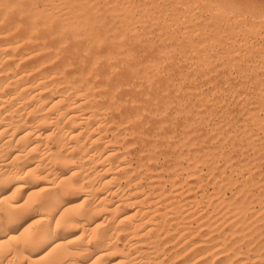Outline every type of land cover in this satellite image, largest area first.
Returning a JSON list of instances; mask_svg holds the SVG:
<instances>
[{"label": "bare ground", "instance_id": "obj_1", "mask_svg": "<svg viewBox=\"0 0 264 264\" xmlns=\"http://www.w3.org/2000/svg\"><path fill=\"white\" fill-rule=\"evenodd\" d=\"M165 1H168L167 5H169V8H171L172 14L169 17H167L164 14V11L159 10L160 5H163ZM211 3H212V0H0V183L6 181L9 178L15 177L22 170H27L28 168L39 169L42 171L46 170L47 172L51 173V175L54 179L55 178L63 179L65 174L67 176L71 177L72 172L76 171L77 172L76 179L79 180L80 185L85 189V192H83L82 195L90 196L92 198V200L95 202V208L93 209L94 215H90L88 218L89 227L94 226L92 221H95V219L98 218L97 215L100 214V212H103L101 220L99 218V220L95 221V223H101L103 221H106L107 224H110V227L112 228L111 231L116 232V234L114 233L116 236L118 233L123 234L121 236L124 237V242L121 246L111 244V249L113 251H115L117 255L113 256V257H109L108 259L115 261L117 258H119V259L125 260L126 264H141V262H140L141 256L139 257V254L143 253V252L147 253L148 248H144V247H142V245L144 242H147L150 238H152L151 236L153 234L150 235V233L153 230H155V231H157V233H161L164 238H167L169 236V234H170L169 228L166 230L163 229L159 225V220L165 219V217L167 218L168 211L169 210L170 211L175 210L176 206L172 203L173 201L172 202L170 201V199L167 201L164 200L162 203H159L158 200L155 199L157 197H155L153 199V202H152L151 201L152 199L148 200L146 198L145 193L141 194L140 192H138L140 190V187H138V185H136V184H137L138 179H140V178H138L139 176L138 177H136V176L131 177V173L133 170L130 169L131 166H128L129 164L127 165L125 161H123V162L121 161V159L123 158L122 157L123 154H121L120 149L123 150V148L124 149L126 147L128 148V145H131L130 143L127 142V139L125 140V135L128 132L131 135L135 134L137 136L136 141L140 142L141 144L143 143V145H144V143H150V139L153 138V136L160 137V138H162V140L169 141L170 139H173L174 133H172V131H170V130L169 131L165 130V129H167V125L170 124V123L167 124L166 123L167 119H165L168 114H170L172 112L186 113L189 116V117L188 116L187 117H188V120L190 121L191 119H193V118L189 119L191 116L190 114L198 113V107L197 108L194 107L195 108L194 110L191 109L192 106L187 107L188 103L191 102L189 99L190 96H193L196 93V88L193 86V84L190 85L191 83H189V85L187 84L188 86H185L186 83L182 85L180 82H176V80L172 78V76L176 73L175 71H174L175 73L172 74V76L170 75L167 79H163V78H166V76L161 79L162 76H160V75H159V77H160L159 78L158 73L160 71V68H162L163 71L166 68L169 69L168 71H170V70L172 71L173 66L175 65L176 62H178V61L174 60V55L176 53H180L179 57H180L181 61H183L184 58H189L190 56H193V53L198 54V56L200 55L199 58L201 60H204L203 59V53H205V50H204L205 45L206 44H213L215 41H217L220 38V34H222V32H224V29L222 27H221V29H223V30H218L217 27H215L216 26L215 20H224V18L226 17L225 14L219 13L216 9L211 8L209 6ZM198 4H204L202 9H205L209 13V17H207L208 19H206V21L203 24L197 25L195 23L196 25H193L191 23L192 25L186 26L184 31L182 29H181L182 31L179 29L178 31L182 32L181 38L173 37L172 35H165V31H167L165 29L173 26L180 18V16H179L180 14L178 13V11H179L178 6L182 5L184 7V12L188 16V19L189 18L194 19V17L196 16L195 15V9L199 8ZM193 5L195 6L194 8H192ZM206 15H208V14H206ZM185 17H184V19H185ZM233 19H235V18H233ZM181 20H182V18H181ZM227 22H225V23H227ZM247 22H249V21H247ZM187 23H188V21L185 22V24H187ZM232 23H234V22L231 21V24ZM185 24H184V26H185ZM175 25L173 27H175ZM227 25H228V23H227ZM252 27H254V26H251V28ZM257 27H258V25L256 26V28ZM181 28H182V26H181ZM169 29H171V28H169ZM173 29H176V28H173ZM227 30H229V29H227ZM227 32H229V31H227ZM168 33H170V32H168ZM205 34H209V35L207 36ZM151 35L153 36V38L148 39V37ZM194 35L199 37L198 40L193 39L192 36H194ZM263 35H264V31H263ZM179 36H180V34H179ZM245 36H246V34L244 35V37ZM255 37H256V35H255ZM257 37H258V35H257ZM260 37H262V36H260ZM255 40H254V43H255ZM260 40H262V39H260ZM228 41H230V40H228ZM237 42H235V46H236V44L238 45L239 42L238 43ZM246 42H247V39H246ZM252 43H253V41H252ZM225 44H226V42H225ZM230 44H232V42ZM244 44H245V42H244ZM259 45H261V44L259 43ZM256 47H258V44H256ZM245 48H246V46H245ZM98 50H104L106 54L110 52L111 53V63H109V61L107 59L101 58L99 60V66L94 69L92 67V64L96 63V60H97L96 53ZM254 50H255V47H254ZM261 50L264 51V49H261ZM247 51H246V53H247ZM209 52H211V51H209ZM237 52L238 51H236L235 53H237ZM240 52H239V54H240ZM252 52H254V51L252 50ZM246 53L244 52V55H246ZM241 54H243V53H241ZM206 56H207V54H206ZM220 56H222V55H220ZM129 57H132V59L130 60ZM214 57H216V56H214ZM175 58H176V56H175ZM247 58H249V57H247ZM255 59L257 60L258 57ZM259 59L263 60L261 57H259ZM217 60H220V59H217ZM193 61H195V60H193ZM251 62H253V61L251 60ZM203 63H204V61H203ZM221 63H222V61H221ZM199 64L200 63H198V65ZM225 64H226V62H225ZM228 64L232 65L233 62L231 61V63H228ZM258 64H259V62H258ZM245 65L247 66V64H245ZM180 66H182V65H180ZM200 66H202V65H200ZM227 67L230 68V66H227ZM253 67H254V65H253ZM260 67H259V69H260ZM113 68H119L122 71L128 72L127 78L124 79L122 82L117 83L115 80V77L119 76V73L118 72L113 73L112 72ZM188 68H189V66H188ZM229 68H228V70H229ZM233 68H235V67H233ZM195 69H196V71L198 70V68H195ZM202 69H204V68H202ZM220 69L221 68L219 67V70ZM261 69L263 70V66ZM211 70H212V68H211ZM215 70L216 69L214 68V71ZM225 70H226V68H225ZM256 70H257V68H256ZM181 71H183V70H181ZM183 72H185V71H183ZM207 72H208V70L206 71V73ZM235 72H237V71H235ZM177 73H179V72H177ZM190 73H192V72H190ZM253 73L257 74L256 71H254ZM197 74L198 73H196V75ZM260 74L264 75L262 73H260ZM109 75L113 76V79L110 80ZM213 75H217V74H213ZM192 76H193V74H192ZM198 76L199 75H197V77ZM215 77H218V76H215ZM215 77H214V79H215ZM246 77H248V74ZM251 77H252V75H251ZM180 78L182 79L183 77L181 76ZM209 78H208V80H209ZM249 79H251V78H249ZM202 81H204V80H202ZM221 81L223 83L225 82L223 80H221ZM242 81H245V79ZM215 82L217 83V81H215ZM234 82L235 81H233V82L231 81V83H234ZM192 83H195V82H192ZM231 83H229V84H231ZM113 84H117V86L120 87L121 90L119 92H117L115 90V88L112 87ZM204 84H206V83H204ZM253 85H255V84H253ZM260 85L263 86V88H262V90H263L264 89V83L262 82ZM220 86L221 85H219V87ZM212 87H214V86H212ZM230 87H229V89H230ZM225 90H227V88ZM244 90H245V88H244ZM248 90L250 91V89H248ZM200 93H202V92H200ZM212 94H213L212 98H214V93H212ZM259 95L264 97V95L261 93V90L257 96H259ZM199 96H200V94H199ZM231 96H232V94H231ZM222 97L223 96H221V98ZM195 98H197V97L195 96ZM222 99H224V98H222ZM229 99H231V97H229ZM237 99H238V97H237ZM204 100H206V99H203V102H204ZM218 100L220 101V99H218ZM246 100H247V98H246ZM235 101H236V99H235ZM239 102H240V100H239ZM251 102H253V101H251ZM256 102H258V101H256ZM194 103H196V102H194ZM212 104H210V105H212ZM221 104H219V105H221ZM225 104H226V100H225ZM235 104H236V102H235ZM200 107H201V105H200ZM248 107H249V105H248ZM214 108H216V107H213V108L211 107V109H213V110H214ZM226 109H227V107H226ZM113 111L117 115L114 117L111 114L112 117H107L108 113L113 112ZM205 111H204V113H205ZM215 111H218V110H215ZM210 112H211V110H210ZM240 112H242V111H240ZM240 112L237 113V115H239ZM249 112L251 113V111H248V113ZM256 112H257V110H256ZM156 115H159V117L161 119L158 120L159 121L158 124L156 122V125H154L152 122H154L155 119L157 121ZM222 115H224V114H222ZM254 115H255V113H254ZM180 116H181V114H180ZM226 116H227V113H226ZM226 116H224V117H226ZM230 116H231V114H230ZM197 117L199 118V116H197ZM217 117H219V116H217ZM247 117H245V118H247ZM147 118H149V119L145 122V119H147ZM202 118H204V117H202ZM153 119H154V121H153ZM168 119H169V117H168ZM237 119H239V118H237ZM247 119H250V118H247ZM143 121H144L143 128L131 129L130 127H128L132 123L139 124L140 122H143ZM191 121H193V120H191ZM196 121L197 120L195 119V122ZM208 121H209V119H208ZM198 122L201 123V121H198ZM216 122H219V120H217ZM260 122L262 123V121H256V120L254 121L255 125H261ZM178 123L180 124V122H178ZM178 123H176V124H178ZM228 123H227V125H228ZM47 125L50 127H48V128L45 127ZM212 125H214V124H212ZM238 125L239 124H237V126ZM139 126H140V124H139ZM177 126H181V125H177ZM191 126H192V122L186 126L187 129H185L183 131V138H184V140H187L189 142V144H190L189 146H192L193 149H196L197 146H195V144L197 145V142L195 143L194 139L198 136V134L196 135L195 129H194L195 131L191 130V128H192ZM205 126H206V124H205ZM221 126L224 127V125H221ZM136 127H138V126H136ZM177 128H179V127H177ZM203 128H205V127H203ZM228 128H230V127H228ZM246 128L248 129L247 125H246ZM255 128H257V126ZM183 129H181V130H183ZM196 129H198V128L196 127ZM171 130H173V129H171ZM174 130H176V129H174ZM207 131H209V130H207ZM177 132H180V131H177ZM222 132H224V131H222ZM200 133H201V131H200ZM219 133H221V132H219ZM210 134H211V132H210ZM225 134H226V132H225ZM246 134H248V133H246ZM257 135L258 134L254 135L255 137L251 136V138H256ZM261 135H262V133H261ZM261 135L259 137H261ZM176 136H178V134ZM230 136H231V134H230ZM127 137H129V136H127ZM242 137H243V135H242ZM157 139H159V138H157ZM206 139L207 138H205V140ZM50 140H52L53 146H49L48 143ZM217 140H218V138H217ZM223 140H220V141H223ZM240 140L242 141V139H240ZM249 140L247 142L248 144H249ZM175 142H176V139H175ZM221 143H223V142H221ZM111 144L118 145V147L116 146L117 148H115ZM160 144H162V143H160ZM174 144H177V143H174ZM174 144L172 143L173 146H175ZM208 144L211 145L209 143V140H208ZM208 144H205L204 146H207ZM227 144H229V143L227 142ZM261 144L264 145V143H261ZM185 145H186V143H185ZM242 145H240V146H242ZM151 146H153V145H151ZM200 146L201 145H199V147ZM135 147H136V145H135ZM142 148H143V146H142ZM242 148H244V147H242ZM251 148H253V147H251ZM135 149H137V148H135ZM138 149L140 150V148H138ZM158 149L160 150V148H158ZM186 149H187V147H186ZM186 149H185V151H187ZM249 149L250 148H248V150ZM132 150L133 149H131V151ZM202 150L203 149H201V152H202ZM219 151H220V149H219ZM235 151L236 150H234V152ZM257 151H259V150H257ZM262 151H261V153L263 154L264 151L263 152ZM148 152L149 151H147L146 153H148ZM209 152L212 153L211 151H209ZM250 152H248V154ZM137 153H138V151H137ZM159 153H161V152H159ZM166 153H167V151H166ZM239 153L237 155H239ZM261 153H260V155H261ZM134 154H136V153H134ZM204 154L205 153H203V155ZM218 154H219V152H218ZM254 154H256L255 151H254ZM31 155H34L33 160L31 159L32 162L29 161V156H31ZM213 155H214V153H213ZM137 156H138V154H137ZM197 156H199V154ZM221 156H224V155H221ZM177 157H178V155H177ZM200 157H201V155H200ZM254 157H257V156H254ZM254 157H253V159H255ZM145 158H146V160L147 159L150 160L149 154L146 155ZM145 158L143 156V159H145ZM168 158H170V156ZM172 158H175V157H172ZM153 159H154V157H153ZM111 160L115 161L113 163L114 167H111ZM125 160H126V158H125ZM166 160H168V159H166ZM188 160L191 161V163L189 165H187L188 166V171H186L187 175L189 177H193V180L194 179L199 180L198 171H200L201 169L196 171V168H195V165H196L195 163H197L198 159L197 158H189ZM215 160H216V157H215ZM248 160H250V159H248ZM129 161H130V159H129ZM133 161H135V160H133ZM176 161H174V162H176ZM184 161H186V160H184ZM207 163H209V160ZM221 163H222V161H221ZM252 163H253V161L249 164H252ZM98 164H99V166H98ZM151 164L152 163H150V165ZM161 164H159V166ZM164 164H165V162H164ZM226 164L227 163H225V165ZM259 164H260V162H259ZM238 165H237V167H238ZM244 165H246V164H244ZM200 166H202V164ZM218 166H220V165H217V167ZM247 166H249V165H247ZM172 167H173V169L176 168L175 166H172ZM207 167H209V166H207ZM145 168H147V167H145ZM234 168H236V167H234ZM244 168H245V170H247L246 166ZM254 168L257 169V167H254ZM259 168H258V171H259ZM221 169H220V171H221ZM226 169H227V167H226ZM240 169H242V168H239V170ZM115 170L122 172V173H120V172L119 173L123 175L122 179L125 180V185H130V184L133 185L132 186L133 188L129 189V193L132 194V197L124 195V194H126L125 192L127 190L125 192L120 190L121 191L120 192L119 188L115 189L114 187L111 186V180L116 176L111 171H115ZM170 170H171V168H170ZM108 172H111L112 174H109ZM154 172H156V171L154 170ZM250 172H251V170L249 169V173ZM145 173H146V171H145ZM172 173H173V171H172ZM229 173H230V170H229ZM254 173L252 172V174H254ZM120 174H118V175L120 176ZM135 174L138 175V173H134V175ZM184 175L186 176V174H184ZM209 175L210 174H208V177H209ZM218 175H219V172H218ZM173 176H172V178H173ZM229 176H231V175L229 174ZM244 176H246V175H244ZM258 176L259 175H257V177ZM174 177H176V176H174ZM208 177H206V179H209ZM221 177H223V175ZM260 177H263L262 174ZM145 179H146V177H145ZM153 179H155V178H153ZM211 179H212V177H211ZM214 179L216 180L217 176H216V178L213 177L212 180H214ZM244 179H246V177L243 178L242 180L244 181ZM202 181H205V179ZM224 181H223V183H224ZM231 181H232V179H231ZM145 182H147V181H145ZM155 182H157V181H155ZM162 182H164V181H162ZM181 182H176L174 180L171 181L169 189H170V192L172 193V195L174 194L176 196L178 193L180 194L182 192V188L180 186ZM239 182H241V181H239ZM198 183H201V182H198ZM198 183H196V185ZM219 183H221V182H219ZM242 183H244V182H242ZM185 184H187V183H185ZM210 184H211V182L209 183V186H210ZM163 185L164 184H162V186ZM190 185H191V183H190ZM118 186H119V184L116 185V187H118ZM154 186H157V189L160 190L159 184L154 185ZM182 186H184V185H182ZM260 186H262V185H260ZM126 187L127 186H125V189H126ZM99 188L100 189L102 188L104 190L103 193L97 192V189H99ZM150 188H153V187H149V189ZM239 188H241V187H239ZM245 188H247V187H245ZM122 189L124 190V188H122ZM204 189H205V186H204L203 190ZM25 190H27V189H25ZM159 190H157V191H159ZM193 190H189V191L193 192ZM0 191H3V188H0ZM196 192H198V191L196 190ZM217 192L218 191H216V196L219 195ZM235 192H236V190H235ZM199 193H197V194H199ZM201 193H202V191H201ZM164 194H165V192H164ZM220 195H223V194H220ZM179 196H182V194ZM190 196H191V194H190ZM166 197H167V194H166ZM166 197H164V198H166ZM188 197H189V195H188ZM197 197H193L194 200ZM204 197H206V195ZM229 197H231V196L229 195ZM213 198L214 197H212V199ZM250 198H251V196H250ZM219 199L221 200V198H219ZM246 199L243 198L241 200V202L234 203L232 205L233 206V212L237 213V214H235L236 215L235 217H237V216L239 217L241 213L246 212L248 210H253L251 208V206L249 205V203L246 202ZM185 200H187V199H185ZM188 200H191V199H188ZM197 200H198V198H197ZM160 201H161V199H160ZM191 201L189 203L190 206H194L193 202H191ZM144 202L145 203L147 202V204H149V205L144 206L143 205ZM216 202H218V198H217ZM209 203L211 204L212 201H209ZM257 203H259V202H257ZM151 204H153V206H151ZM184 204H185V202H184ZM219 204H220V201H219ZM131 205L134 206V207L132 206V208H134V209L132 210L133 212L131 211L132 212L131 214H130V212L128 214V210L131 208ZM195 205H196V203H195ZM205 205H206V203H205ZM129 206H130V208H129ZM229 206H231V204H229ZM205 208H206V206L204 207V209ZM221 208H223V207H221ZM96 209H99L100 211L98 213H96ZM180 209H181V207H180ZM261 210H262V208H261ZM176 211H177V209H176ZM188 211H190V210H188ZM198 211H201L200 208L198 209ZM212 213H214V212H212ZM231 213L232 212H230V214ZM171 214H173V213H171ZM208 214H206L205 216L207 217ZM220 214L221 213H219V215ZM260 214H258V215L260 216ZM197 215H199V214H197ZM219 215H216V217H218ZM191 216L188 217V219L191 218ZM253 216L255 217V215H253ZM100 217H101V215H100ZM207 218H209V217H207ZM233 218H231V219H233ZM188 219H187V221L190 220V219L189 220ZM217 219H220V218H217ZM239 219H240V217H239ZM167 220H169V219H166V221ZM172 221L175 222L174 220H172ZM184 221H186V220H184ZM235 221H237V220H235ZM247 221H245V222H247ZM197 222H199V221H197ZM197 222H195V223H197ZM177 223H179V222H177ZM226 223H227V221L225 222V224ZM202 224H205V223H202ZM236 224L241 225V224H243V222L239 221ZM236 224L233 227H230V229L228 228L231 235H234V234L237 235L239 233L238 231H242V230H240L241 228L239 229L236 226ZM215 225L216 224H213L212 226H215ZM223 225H221L220 227H222ZM246 225H249V224H246ZM251 225H253V224H251ZM195 226H196V224H195ZM206 226L211 227L210 224H207ZM245 226H243V227L245 228ZM203 227H201V228H203ZM185 228L182 227V229H180V231H179L180 233H182L183 231H186V233H184V234L182 233L183 235H185V237H183L184 240L188 239L187 238L188 235H194V233L191 234L194 230L188 231ZM201 228H199V229H201ZM217 231H221V230L218 229ZM197 232H198V230H197ZM201 234H203V233H201ZM243 234H244V232H243ZM115 235H113V236H115ZM221 235H222V232H221ZM110 236H111V234L106 235V239L111 240ZM207 236H208V234H207ZM222 236H224V235H222ZM155 237H157V236H155ZM206 238H208V237H206ZM228 238H229V236H228ZM224 239H222V237H220V236H217L215 242H213L211 244L209 243V244L203 245V247H199L196 250L193 249L194 252H196V253H194V255H192L189 260L194 259V260L199 261V264H203V260H200L201 256H203L205 259H207L209 261L215 259V257L217 258L218 255H220V256L225 255L226 256L225 259H232L233 257L236 258V256H239V255H237V252H235L233 249H232L233 250L232 254L227 255L229 253V249L231 247L229 249H223L222 246H223V244H225V243H223ZM150 240H151V244L155 243L154 241H152V239H150ZM261 240H263V239H261ZM112 241H113V239H112ZM191 241H193V240H191ZM199 242H201V241H199ZM197 243L196 244H193V243L189 244V245H187V247L185 246L182 251H184L186 253L188 251V249L190 250L191 248L195 247V245L203 244L204 242L198 243V244ZM232 243H234V242H232ZM257 243H255V244H257ZM171 244H173V243H171ZM181 244H182V242L179 243L178 245L177 244L176 245L179 247ZM169 245H170V243H169ZM169 245H168V247H169ZM226 245L228 247V244H226ZM161 247H163V246H161ZM126 248H128L127 249L128 252H126ZM129 248H131L133 250V252L130 253ZM151 248L157 249L156 246H153ZM173 250L174 249H172V251ZM151 251H152V249H151ZM166 251H167V249H166ZM182 251H180V252H182ZM246 252H248V251H246ZM149 253H150V251H149ZM209 253H210V255H209ZM254 254H256V253H254ZM151 255H153V254H151ZM189 255H191V254H189ZM168 256H170V255H168ZM187 256L188 255H186V257ZM241 256H243V255H241ZM177 257L179 259L180 256H177ZM177 257H176V259H177ZM186 257H184V258H186ZM142 258H143L142 260H144V259L145 260H148V259L153 260L155 262V264H165L163 259H160L161 257L160 258L157 257L155 259H150V256L147 255V256H144ZM223 259H224V256H223ZM255 259H258V257H256ZM241 261H243V260H241ZM247 262H249V261H247ZM250 262H254V261H250ZM256 262H259V261H256ZM168 263H169V261H168ZM174 264H176V263H174Z\"/></svg>", "mask_w": 264, "mask_h": 264}, {"label": "rangeland", "instance_id": "obj_2", "mask_svg": "<svg viewBox=\"0 0 264 264\" xmlns=\"http://www.w3.org/2000/svg\"><path fill=\"white\" fill-rule=\"evenodd\" d=\"M167 2V3H166ZM166 6H165V5ZM164 4L163 5H160V7H159V10H162V11H164V14L167 16V17H169V16H171V14H172V12H171V8H169V5H167L168 4V1H165L164 2ZM202 5V6H201ZM203 5L204 4H198V6H199V8H197V9H195V17H194V19H188V16L185 14V12H184V7L182 6V5H180V6H178V9H179V11H178V13L180 14L179 16H180V18H179V20L174 24L175 25V27H173V26H171V27H168L167 29H165V30H167V31H165V35H172L173 37H178V38H181V34H182V30L184 31V29L186 28V26H189V25H198V24H203L205 21H206V19H208L207 17H209V13L205 10V9H202V7H203ZM165 6V7H164ZM167 7V8H166ZM195 6L193 5L192 6V8H194ZM164 8V9H163ZM183 8V9H182ZM206 12V13H205ZM182 14V15H181ZM185 14V15H184ZM200 14V15H199ZM205 14V15H204ZM206 14H208V15H206ZM182 16V17H181ZM186 16V17H185ZM199 16V17H198ZM204 16V17H203ZM226 17L224 18V20H215V22H216V26L215 27H217V29L218 30H223L224 29V32H222V34H220V38L217 40V41H215L213 44H206L205 45V47H204V50H205V53H203V59L204 60H201L199 57H200V55L198 56V54H194L193 53V56H190L189 58H184V60L183 61H181V59H180V53H176L175 55H174V60H176V61H178V62H176L175 63V65L173 66V69H172V71L170 70V71H168L169 69H165L164 71H163V69L162 68H160V71H159V73H158V77H159V75L160 76H162L161 77V79L163 78V77H165L166 76V78H163V79H167L170 75L172 76V74H174L175 72V74L172 76V78L173 79H175L176 80V82H180L182 85L183 84H185V86H188L189 85V83H191L190 85H192L193 84V86L196 88V93L194 94L197 98H195V96L193 95V96H190V103H188V105H187V107L189 106V107H191V109L192 110H194L195 108L194 107H198V113H192V114H190L191 116H190V118L189 119H191V118H193V119H191V120H193V121H189L188 120V115L186 114V113H175V112H172V113H170V114H168L167 115V117L165 118V119H167V121H166V123L168 124V123H170V124H168L167 125V129H165L166 131H172V133H174L173 135V139H170L169 141H166V140H162V138H160V137H155V136H153V138H151L150 139V143H144V145H143V143L141 144L140 142H137L136 140H137V136L134 134V135H131L129 132L125 135V140L127 139V142L128 143H130L131 145H128V148L126 147L125 149L123 148V150L122 149H120V151H121V154H123V158L121 159V161L123 162V161H125L126 162V164L128 165V166H131V170H133L132 171V173H131V177H138V178H140V179H138V181H137V184L136 185H138V187H140V190L138 191V192H140L141 194H143V193H145V195H146V198L148 199V200H151L152 202H153V199L155 198V197H157V198H155L156 200H158V202L159 203H162L164 200H169L170 199V201L176 206L175 208L177 209V211H176V209L175 210H173V211H168V214H167V218L165 217V219H162V220H159V225L163 228V229H168L169 228V230H170V234H169V236L167 237V238H164L163 237V235L161 234V233H157V231H155V230H153L151 233H150V235H152L151 237L152 238H150V239H152V241H154L155 243H153V244H151V240L149 239L147 242H144L143 243V245H142V247H144V248H148V251H147V253L146 252H143V253H140L139 254V257L141 256V264H155V262L153 261V260H142L143 258L142 257H144V256H147V255H149L150 256V259H155V258H160V259H163V261L165 262H167V264H174V263H176V264H180V261H181V259H185L184 261H188L190 258H191V256L192 255H194V253H196V252H194V250H196V249H198L199 247H203V245H206V244H211V243H213V242H215L216 241V237L217 236H220V237H222V239H224V242L223 243H225V244H223V249H229L230 247V249H229V253L227 254V255H230V254H232V251L234 250L235 252H237V255H239V256H236V258H232V259H234V260H237L238 258V260H243V261H249L248 262V264H264V147H262V145L263 144H261V143H264V140H262V137H264V131H262V124H264V119H262V116H264V97L263 96H257L258 94H259V92H260V90H261V93L264 95V89L262 90V88H263V86L262 85H260L262 82L264 83V75H261L260 73H262V74H264V51L263 50H261V49H264V35H263V29H262V27H261V21L257 18V20L255 19V20H241V19H239L238 17H236V16H231V17H229L228 15H225ZM184 17H185V19H184ZM181 18H182V20H181ZM188 20H187V19ZM232 18V19H231ZM233 18H235V19H233ZM238 18V19H237ZM195 22H194V21ZM197 20V21H196ZM203 20V21H202ZM230 22H229V21ZM238 20V21H237ZM188 21V23L187 24H185V22H187ZM192 21V22H191ZM224 23H223V22ZM228 21V22H227ZM231 21L232 22H234V23H232L231 24ZM247 21H249V22H247ZM254 23H253V22ZM180 22V23H179ZM225 22H227L228 23V25H227V23H225ZM179 23V24H178ZM192 23V24H191ZM196 23V24H195ZM248 23V24H247ZM184 24H185V26H184ZM235 26H234V25ZM258 25V27L256 28V26ZM237 25V26H236ZM248 25V26H247ZM256 25V26H255ZM178 26V27H177ZM181 26H182V28H181ZM250 26V27H249ZM251 26H254V27H252L251 28ZM221 27L223 28V29H221ZM225 27V28H224ZM232 29H231V28ZM241 27V28H240ZM249 27V28H248ZM169 28H171V29H169ZM173 28H176V29H173ZM239 28V29H238ZM251 28V29H250ZM169 29V30H168ZM181 30V31H178V30ZM227 29H229V30H227ZM231 29V30H230ZM237 29V30H236ZM242 30V31H241ZM258 30V31H257ZM227 31H229V32H227ZM233 31V32H232ZM168 32H170V33H168ZM179 32V33H178ZM227 32V33H226ZM179 34H180V36H179ZM233 34V35H232ZM236 34V35H235ZM241 34V35H240ZM246 34V36L244 37V35ZM261 34V35H260ZM205 35H209V34H205ZM227 35V36H226ZM238 35V36H237ZM255 35H256V37H255ZM257 35H258V37H257ZM206 36V37H207ZM234 36V37H233ZM236 36V37H235ZM260 36H262V37H260ZM193 37V39H195V40H198V36H196V35H194V36H192ZM240 37V38H239ZM255 37V38H254ZM260 37V38H259ZM152 39L153 38V36L151 35V36H149L148 37V39ZM228 38V39H227ZM231 38V39H230ZM245 40H244V39ZM250 38V39H249ZM222 39V40H221ZM242 39V40H241ZM246 39H247V42H246ZM249 39V40H248ZM253 39V40H252ZM256 39V40H255ZM260 39H262V40H260ZM228 40H230V41H228ZM254 40H255V43H254ZM259 40V41H258ZM239 43H238V42ZM243 41V42H242ZM252 41H253V43H252ZM225 42H226V44H225ZM230 44L231 42H232V44H228V43ZM235 42H237L238 43V45L236 44V46H235ZM243 44H242V43ZM244 42H245V44H244ZM249 42V43H248ZM263 42V43H262ZM241 43V44H240ZM252 43V44H251ZM259 43L261 44V45H259ZM222 44V45H221ZM225 44V45H224ZM228 44V45H227ZM247 44V45H246ZM255 46H254V45ZM256 44H258V47H256ZM225 46V47H224ZM228 46V47H227ZM240 46V47H239ZM242 46V47H241ZM245 46H246V48H245ZM253 46V47H252ZM230 47V48H229ZM254 47H255V50H254ZM233 50H232V49ZM235 48V49H234ZM239 48V49H238ZM249 48V49H248ZM230 49V50H229ZM244 49V50H243ZM246 49V50H245ZM257 49V50H256ZM249 52H248V51ZM252 50L254 51V52H252ZM209 51H211V52H209ZM218 51V52H217ZM236 51H238L237 53H235ZM241 51V52H240ZM246 51H247V53H246ZM256 51V52H255ZM263 53H262V52ZM232 52V53H231ZM239 52H240V54H239ZM244 52L246 53V55H244ZM251 52V53H250ZM259 52V53H258ZM215 53V54H214ZM241 53H243V54H241ZM261 53V54H260ZM178 54V55H177ZM206 54H207V56H206ZM212 56H211V55ZM260 56H259V55ZM220 55H222V56H220ZM258 55V56H257ZM175 56H176V58H175ZM178 56V57H177ZM214 56H216V57H214ZM206 57V58H205ZM213 57V58H212ZM236 57V58H235ZM239 57V58H238ZM247 57H249V58H247ZM257 58L258 57V59L256 60L255 58ZM259 57H261L263 60H261V59H259ZM191 58V59H190ZM247 58V59H246ZM180 59V60H179ZM210 59V60H209ZM217 59H220L221 61H222V63H221V61L220 60H217ZM245 61H244V60ZM253 61V62H251V60ZM187 60V61H186ZM193 60H195V61H193ZM200 60V61H199ZM215 60V61H214ZM229 60V61H228ZM236 60V61H235ZM197 61V62H196ZM203 61H204V63H203ZM211 61V62H210ZM226 62V64H225V62ZM231 61L233 62V64L232 65H230V64H228V63H231ZM241 61V62H240ZM262 61V62H261ZM218 62V63H217ZM220 62V63H219ZM239 62V63H238ZM258 62H259V64H258ZM184 63V64H183ZM189 63V64H188ZM196 63V64H195ZM198 63H200L199 65H198ZM202 63V64H201ZM235 63V64H234ZM207 64V65H206ZM214 64V65H213ZM218 66H217V65ZM224 64V65H223ZM237 64V65H236ZM245 64H247V66L244 65ZM178 65V66H177ZM180 65H182V66H180ZM192 65V66H191ZM200 65H202V66H200ZM206 65V66H205ZM241 65V66H240ZM251 67H250V66ZM253 65H254V67H253ZM257 65V66H256ZM188 66H189V68H188ZM204 66V67H203ZM212 66V67H211ZM222 66V67H221ZM227 66H230V68L229 67H227ZM261 66V67H260ZM262 66H263V70L261 69L262 68ZM185 67V68H184ZM219 67L221 68L220 70H219ZM233 67H235V68H233ZM237 67V68H236ZM259 67H260V69H259ZM181 68V69H180ZM193 68V69H192ZM195 68H198V70L196 71V69ZM202 68H204V69H202ZM211 68H212V70H211ZM214 68L216 69L215 71H214ZM225 68H226V70H225ZM228 68H229V70H228ZM241 68V69H240ZM256 68H257V70H256ZM176 69V70H175ZM195 69V70H194ZM234 71H233V70ZM238 69V70H237ZM179 70V71H178ZM181 70H183V71H185V72H183V71H181ZM188 70V71H187ZM208 70V72L206 73V71ZM262 70V71H261ZM175 71V72H174ZM201 73H200V72ZM217 71V72H216ZM226 73H225V72ZM230 71V72H229ZM232 71V72H231ZM235 71H237V72H235ZM247 71V72H246ZM249 71V72H248ZM252 71V72H251ZM254 71H256L257 72V74L259 75H257L256 73H253ZM261 71V72H260ZM168 74H167V73ZM171 72V73H170ZM177 72H179V73H177ZM188 72V73H187ZM190 72H192V73H190ZM204 72V73H203ZM222 72V73H221ZM224 72V73H223ZM228 72V73H227ZM240 72V73H239ZM196 73H198L197 75H199L198 77H197V75H196ZM246 73V74H245ZM164 74V75H163ZM187 74V75H186ZM192 74H193V76H192ZM195 74V75H194ZM203 74V75H202ZM211 74V75H210ZM213 74H217V75H213ZM247 74H248V77H246L247 76ZM256 74V75H255ZM184 75V76H183ZM191 75V76H190ZM208 75V76H207ZM237 75V76H236ZM246 75V76H245ZM251 75H252V77H251ZM183 77L182 79L180 78V77ZM206 76V77H205ZM215 76H218V77H215ZM230 76V77H229ZM240 76V77H239ZM261 76V77H260ZM209 78V80H208V78ZM213 77V78H212ZM214 77H215V79H214ZM223 77V78H222ZM227 79H226V78ZM160 78V77H159ZM180 78V79H179ZM187 78V79H186ZM204 78V79H203ZM207 78V79H206ZM218 80H217V79ZM249 78H251V79H249ZM186 79V80H185ZM206 79V80H205ZM211 79V80H210ZM245 79V81H242V80H244ZM262 79V80H261ZM192 80V81H191ZM202 80H204V81H202ZM217 81V83L215 82V81ZM221 80H223V81H225L224 83L221 81ZM241 80V81H240ZM251 80V81H250ZM254 80V81H253ZM188 81V82H187ZM209 81V82H208ZM231 81L233 82V81H235L234 83H231ZM237 81V82H236ZM258 81V82H257ZM183 82V83H182ZM192 82H195V83H192ZM242 82V83H241ZM255 82V83H254ZM197 83V84H196ZM199 83V84H198ZM201 83V84H200ZM204 83H206V84H204ZM216 83V84H215ZM229 83H231V84H229ZM241 83V84H240ZM252 83V84H251ZM260 83V84H259ZM188 84V85H187ZM203 84V85H202ZM209 86H208V85ZM229 84V85H228ZM245 84V85H244ZM253 84H255V85H253ZM258 84V85H257ZM206 87H205V86ZM218 87H217V86ZM219 85H221L220 87H219ZM234 85V86H233ZM236 85V86H235ZM249 85V86H248ZM212 86H214V87H212ZM231 86V87H230ZM256 86V87H255ZM227 88V90H225L226 88ZM229 87H230V89H229ZM237 87V88H236ZM242 87V88H241ZM245 88V90H244V88ZM214 88V89H213ZM240 89V90H239ZM248 89H250V91L248 90ZM254 89V90H253ZM256 89V90H255ZM200 92H202V93H200ZM202 90V91H201ZM217 90V91H216ZM234 90V91H233ZM237 90V91H236ZM243 90V91H242ZM252 90V91H251ZM258 90V91H257ZM230 91V92H229ZM200 94V96H199V94ZM226 92V93H225ZM228 92V93H227ZM233 92V93H232ZM239 92V93H238ZM252 92V93H251ZM258 94H257V93ZM207 93V94H206ZM211 93V94H210ZM212 93H214V98H212L213 97V94ZM222 93V94H221ZM230 93V94H229ZM249 93V94H248ZM251 93V94H250ZM210 96H209V95ZM217 94V95H216ZM221 94V95H220ZM231 94H232V96H231ZM237 94V95H236ZM247 94V95H246ZM253 94V95H252ZM206 95V96H205ZM220 95V96H219ZM229 95V96H228ZM246 95V96H245ZM249 95V96H248ZM221 96H223L222 98H224V99H222L221 98ZM236 96V97H235ZM206 99V100H204V102H203V99ZM205 97V98H204ZM220 97V98H219ZM229 97H231V99H229ZM237 97H238V99H237ZM240 97V98H239ZM244 97V98H243ZM194 98V99H193ZM211 100H210V99ZM227 98V99H226ZM246 98H247V100H246ZM260 100H258V99ZM199 99V100H198ZM218 99H220V101L218 100ZM229 99V100H228ZM235 99H236V101H235ZM187 100V99H186ZM195 100V101H194ZM225 100H226V104L228 105H226L225 104ZM239 100H240V102H239ZM258 101V102H256V101ZM262 100V101H261ZM217 101V102H216ZM231 103H230V102ZM251 101H253V102H251ZM194 102H196V103H194ZM235 102H236V104H235ZM242 102V103H241ZM247 102V103H246ZM194 103V104H193ZM213 103V104H212ZM222 103V104H221ZM224 103V104H223ZM256 103V104H255ZM191 104V105H190ZM197 104V105H196ZM201 105V107H200V105ZM209 104V105H208ZM210 104H212V105H210ZM219 104H221V105H219ZM232 104V105H231ZM259 106H258V105ZM263 104V105H262ZM216 105V106H215ZM242 105V106H241ZM248 105H249V107H248ZM221 106V107H220ZM235 106V107H234ZM244 106V107H243ZM258 106V107H257ZM208 107V108H207ZM211 107L213 108V107H216V108H214V110L213 109H211ZM224 107V108H223ZM226 107H227V109H226ZM231 107V108H230ZM257 107V108H256ZM205 108V109H204ZM229 108V109H228ZM208 109V110H207ZM223 109V110H222ZM240 109V110H239ZM243 109V110H242ZM250 109V110H249ZM206 110V111H205ZM210 110H211V112H210ZM215 110H218V111H215ZM238 110V111H237ZM246 110V111H245ZM255 110V111H254ZM256 110H257V112H256ZM201 111V112H200ZM204 111H205V113L208 115H206L205 113H204ZM222 111V112H221ZM226 111V112H225ZM229 111V112H228ZM240 111H242V112H240ZM248 111H251V113L249 112L248 113ZM217 112V113H216ZM240 112V114L239 115H237V113H239ZM215 113V114H214ZM226 113H227V116H226ZM253 113V114H252ZM254 113H255V115H254ZM258 115H257V114ZM111 114L115 117L117 114L113 111V112H109L108 113V115H107V117H112L111 116ZM172 114V115H171ZM177 114V115H176ZM180 114H181V116H180ZM183 114V115H182ZM198 114V115H197ZM201 114V115H200ZM222 114H224V115H222ZM230 114H231V116H230ZM243 114V115H242ZM248 114V115H247ZM195 115V116H194ZM229 115V116H228ZM234 115V116H233ZM246 115V116H245ZM177 118H176V117ZM180 116V117H179ZM184 118H183V117ZM188 116V117H187ZM194 116V117H193ZM197 116H199V118L197 117ZM201 116V117H200ZM212 118H211V117ZM217 116H219V117H217ZM222 116V117H221ZM224 116H226V117H224ZM239 116V117H238ZM243 116V117H242ZM248 116V117H247ZM252 116V117H251ZM168 117H169V119H168ZM196 117V118H195ZM202 117H204V118H202ZM217 117V118H216ZM229 117V118H228ZM245 117H247V118H250V119H247V118H245ZM156 118H157V121H156V119H155V121H154V119H153V121L155 122H152L154 125H156V122H157V124L159 123V121L158 120H160L161 118L159 117V115H156ZM182 118V119H181ZM187 118V119H186ZM211 118V119H210ZM222 118V119H221ZM237 118H239V119H237ZM242 118V119H241ZM149 118H147V119H145V122L148 120ZM171 119V120H170ZM173 119V120H172ZM177 119V120H176ZM180 119V120H179ZM185 119V120H184ZM195 119L197 120L196 122H195ZM208 119H209V121H208ZM225 119V120H224ZM230 119V120H229ZM247 119V120H246ZM214 120V121H213ZM217 120H219V122H216ZM221 120V121H220ZM232 120V121H231ZM235 120V121H234ZM262 121V123H261V125H255V123H254V121ZM174 121V122H173ZM198 121H201V123L200 122H198ZM250 121V122H249ZM178 122H180V124L178 123ZM188 122V123H187ZM192 122V128H191V130H196V135L198 134V136L194 139V142L196 143L197 142V145L195 144V146H197V148L196 149H193L192 148V146H189L190 144H189V142L187 141V140H184V138H183V131L185 130V129H187V125L189 124V123H191ZM203 122V123H202ZM206 122V123H205ZM226 122V123H225ZM229 122V123H228ZM232 124H231V123ZM248 122V123H247ZM174 123V124H173ZM176 123H178V124H176ZM185 123V124H184ZM199 125H198V124ZM206 124V126H205V124ZM224 123V124H223ZM227 123H228V125H227ZM242 123V124H241ZM246 123V124H245ZM253 123V124H252ZM135 124V125H134ZM139 124H140V126H139ZM139 124H137V123H132L131 125H129L128 127H130L131 129H136V128H143V125H144V121L143 122H140ZM142 124V125H141ZM176 124V125H175ZM183 124V125H182ZM194 124V125H193ZM196 124V125H195ZM202 124V125H201ZM212 124H214V125H212ZM220 124V125H219ZM231 124V125H230ZM234 124V125H233ZM237 124H239L238 126H237ZM245 124V125H244ZM177 125H181V126H177ZM186 125V126H185ZM198 125V126H197ZM221 125H224V127H222ZM226 125V126H225ZM236 125V126H235ZM246 125H247V127H248V129L246 128ZM250 127H249V126ZM254 125V126H253ZM135 126V127H134ZM136 126H138V127H136ZM257 126V128H255ZM45 127H50V126H45ZM177 127H179V128H177ZM184 129H183V128ZM196 127L198 128V129H196ZM203 127H205V128H203ZM213 127V128H212ZM227 127V128H226ZM228 127H230V128H228ZM232 127V128H231ZM237 127V128H236ZM169 128V129H168ZM176 129V130H171V129ZM201 128V129H200ZM212 128V129H211ZM215 128V129H214ZM221 128V129H220ZM242 128V129H241ZM181 129H183V130H181ZM217 129V130H216ZM247 129V130H246ZM257 129V130H256ZM259 129V130H258ZM194 130V131H195ZM207 130H209V131H207ZM227 130V131H226ZM237 130V131H236ZM240 130V131H239ZM244 130V131H243ZM177 131H180V132H177ZM200 131H201V133H200ZM217 131V132H216ZM222 131H224V132H222ZM234 131V132H233ZM252 131V132H251ZM260 131V132H259ZM206 132V133H205ZM210 132H211V134H210ZM219 132H221V133H219ZM225 132H226V134H225ZM229 132V133H228ZM233 132V133H232ZM181 133V134H180ZM209 133V134H208ZM214 133V134H213ZM216 133V134H215ZM235 133V134H234ZM240 133V134H239ZM246 133H248V134H246ZM253 133V134H252ZM261 133H262V135H261ZM178 134V136H176V135ZM213 134V135H212ZM225 134V135H224ZM229 136H228V135ZM230 134H231V136H230ZM239 134V135H238ZM252 134V135H251ZM256 134H258L257 135V137L259 138H251V136H253V137H255L254 135H256ZM238 135V136H237ZM242 135H243V137H242ZM246 135V136H245ZM261 135V137H259ZM127 136H129V137H127ZM182 136V137H181ZM207 136V137H206ZM216 137V138H215ZM246 137V138H245ZM157 138H159V139H157ZM203 138V139H202ZM205 138H207L206 140H205ZM210 138V139H209ZM215 138V139H214ZM217 138H218V140H217ZM220 138V139H219ZM225 138V139H224ZM236 138V139H235ZM238 138V139H237ZM245 138V139H244ZM130 139V140H129ZM153 139V140H152ZM175 139H176V142H175ZM179 139V140H178ZM182 139V140H181ZM199 139V140H198ZM224 139V140H223ZM240 139H242V141L240 140ZM250 139V140H249ZM257 139V140H256ZM129 140V141H128ZM158 140V141H157ZM184 140V141H183ZM198 140V141H197ZM202 140V141H201ZM208 140H209V143L211 144V145H209L208 144ZM220 140H223V141H220ZM230 140V141H229ZM239 140V141H238ZM246 140V141H245ZM248 140H249V144L247 143L248 142ZM254 140V141H253ZM132 141V142H131ZM166 141V142H165ZM188 143H187V142ZM230 144H227V142ZM233 141V142H232ZM238 141V142H237ZM261 141V142H260ZM174 144V143H177V144H174L175 146H173L172 145V143ZM184 142V143H183ZM221 142H223V143H221ZM235 142V143H234ZM257 142V143H256ZM159 143V144H158ZM160 143H162V144H160ZM167 143V144H166ZM171 143V144H170ZM185 143H186V145H185ZM217 143V144H216ZM234 143V144H233ZM243 145H242V144ZM246 143V144H245ZM252 143V144H251ZM255 143V144H254ZM49 146H53V142H52V140H50L49 141ZM140 144V145H139ZM147 144V145H146ZM153 145V146H151V145ZM205 144H208L207 146H204ZM213 144V145H212ZM233 144V145H232ZM236 144V145H235ZM251 144V145H250ZM259 144V145H258ZM112 146H114L115 148H117L118 147V145H115V144H111ZM135 145H136V147H135ZM173 147H172V146ZM199 145H201L200 147H199ZM227 145V146H226ZM240 145H242V146H240ZM117 146V147H116ZM142 146H143V148H142ZM149 146V147H148ZM158 146V147H157ZM167 146V147H166ZM171 148H170V147ZM179 146V147H178ZM223 146V147H222ZM248 146V147H247ZM250 146V147H249ZM256 146V147H255ZM146 147V148H145ZM186 147H187V149H186ZM206 147V148H205ZM227 147V148H226ZM236 147V148H235ZM242 147H244V148H242ZM251 147H253V148H251ZM135 148H137V149H135ZM138 148H140V150L138 149ZM157 148V149H156ZM158 148H160V150L158 149ZM166 148V149H165ZM168 148V149H167ZM173 148V149H172ZM175 148V149H174ZM181 148V149H180ZM247 148V149H246ZM248 148H250L249 150H248ZM258 148V149H257ZM263 150H261V149ZM131 149H133L132 151L134 152V153H136V154H134L132 151H131ZM147 149V150H146ZM150 149V150H149ZM156 149V150H155ZM164 149V150H163ZM185 149L187 150V151H185ZM201 149H203L202 150V152H201ZM219 149H220V151H219ZM240 149V150H239ZM245 149V150H244ZM126 152H125V151ZM136 150V151H135ZM153 150V151H152ZM167 151V153H166V151ZM173 150V151H172ZM178 150V151H177ZM182 150V151H181ZM194 150V151H193ZM205 150V151H204ZM222 150V151H221ZM233 150V151H232ZM234 150H236L235 152H234ZM239 150V151H238ZM257 150H259V151H257ZM137 151H138V153H137ZM147 151H149L148 153H146ZM170 151V152H169ZM172 151V152H171ZM209 151H211L212 153H210ZM226 151V152H225ZM243 151V152H242ZM246 151V152H245ZM251 151V152H250ZM254 151H255V153L256 154H254ZM261 151L263 152V154L261 153ZM125 152V153H124ZM157 152V153H156ZM159 152H161V153H159ZM175 152V153H174ZM178 152V153H177ZM216 152V153H215ZM218 152H219V154H218ZM240 152V153H239ZM248 152H250L249 154H248ZM144 155H143V154ZM146 153V154H145ZM196 153V154H195ZM201 153V154H200ZM203 153H205L204 155H203ZM213 153H214V155H213ZM239 153V155H237ZM260 153H261V155H260ZM137 154H138V156H137ZM149 154V156H150V160H146V158H145V156L146 155H148ZM158 154V155H157ZM182 154V155H181ZM189 154V155H188ZM199 154V156H197ZM228 154V155H227ZM130 155V156H129ZM176 155V156H175ZM177 155H178V157H177ZM186 155V156H185ZM200 155H201V157H200ZM213 155V156H212ZM217 155V156H216ZM219 155V156H218ZM221 155H224V156H221ZM232 157H231V156ZM236 155V156H235ZM253 155V156H252ZM33 156L34 155H31V156H29V161H31L32 162V160H33ZM141 156V157H140ZM143 156H144V158L145 159H143ZM156 156V157H155ZM161 156V157H160ZM164 158H163V157ZM170 156V158H168ZM175 157V158H172V157ZM205 156V157H204ZM228 156V157H227ZM243 158H242V157ZM254 156H257V157H254ZM263 156V157H262ZM128 157V158H127ZM138 157V158H137ZM152 157V158H151ZM153 157H154V159H153ZM180 157V158H179ZM183 157V158H182ZM187 157V158H186ZM207 157V158H206ZM215 157H216V160H215ZM230 157V158H229ZM240 157V158H239ZM246 157V158H245ZM253 157L255 158V159H253ZM125 158H126V160H125ZM137 158V159H136ZM189 158H197L198 159V161H197V163H195L196 165H195V168H196V171H198L199 169H201L200 171H198V176H199V180H193V177H189L188 175H187V173H186V171H188V166L187 165H189L190 163H191V161H189L188 159ZM206 158V159H205ZM223 158V159H222ZM228 158V159H227ZM239 158V159H238ZM32 159V160H31ZM129 159H130V161H129ZM164 159V160H163ZM166 159H168V160H166ZM177 161H176V160ZM179 159V160H178ZM183 159V160H182ZM213 159V160H212ZM248 159H250V160H248ZM133 160H135V161H133ZM153 160V161H152ZM161 160V161H160ZM166 160V161H165ZM172 160V161H171ZM184 160H186V161H184ZM188 160V161H187ZM208 160H209V163H207L208 162ZM238 160V161H237ZM141 161V162H140ZM144 161V162H143ZM174 161H176V162H174ZM180 161V162H179ZM184 161V162H183ZM200 161V162H199ZM213 161V162H212ZM221 161H222V163H221ZM228 161V162H227ZM247 161V162H246ZM253 161V163L252 164H249V163H251ZM255 161V162H254ZM257 161V162H256ZM262 161V162H261ZM115 161L114 160H111V167H114V165H113V163H114ZM147 162V163H146ZM157 162V163H156ZM164 162H165V164H164ZM173 162V163H172ZM182 162V163H181ZM212 162V163H211ZM217 162V163H216ZM224 162V163H223ZM231 162V163H230ZM259 162H260V164H259ZM134 163V164H133ZM137 163V164H136ZM141 163V164H140ZM150 163H152L151 165H150ZM162 163V164H161ZM170 163V164H169ZM172 163V164H171ZM225 163H227L226 165H225ZM235 163V164H234ZM147 164V165H146ZM159 164H161L160 166H159ZM168 166H167V165ZM202 164V166H200ZM206 164V165H205ZM208 164V165H207ZM212 164V165H211ZM238 165V167H237V165ZM244 164H246V165H244ZM113 165V166H112ZM138 165V166H137ZM214 165V166H213ZM216 165V166H215ZM217 165H220V166H218L217 167ZM230 165V166H229ZM247 165H249V166H247ZM252 165V166H251ZM98 166H99V164H98ZM172 166H175L174 168L175 169H173V167ZM197 166V167H196ZM207 166H209V167H207ZM233 166V167H232ZM240 166V167H239ZM246 166V169L248 170H245V167ZM257 167V169L256 168H254V167ZM145 167H147V168H145ZM152 167V168H151ZM156 167V168H155ZM180 167V168H179ZM215 167V168H214ZM222 169H221V168ZM226 167H227V169H226ZM234 167H236V168H234ZM252 167V168H251ZM260 167V168H259ZM137 168V169H136ZM160 168V169H159ZM170 168H171V170H170ZM239 168H242V169H240L239 170ZM251 170V172L249 173V169ZM254 168V169H253ZM258 168H259V171H258ZM262 168V169H261ZM157 169V170H156ZM218 169V170H217ZM220 169H221V171H220ZM225 169V170H224ZM238 169V170H237ZM138 170V171H137ZM154 170L156 171V172H154ZM176 170V171H175ZM183 170V171H182ZM224 170V171H223ZM229 170H230V173H229ZM253 170V171H252ZM117 171V172H116ZM143 171V172H142ZM145 171H146V173H145ZM164 171V172H163ZM172 171H173V173H172ZM241 173H240V172ZM247 171V172H246ZM258 171V172H257ZM114 175H116L112 180H111V186L112 187H114L115 189H118L119 188V191L121 190V191H123V192H125L126 190V194H124L125 196H129V197H132V194L131 193H129V189H131V188H133L132 186V184H130V185H125V180L124 179H122L123 178V175L122 174H120V173H122V172H120V171H118V170H115V171H111ZM111 172H108L109 174H112ZM120 172V173H119ZM151 172V173H150ZM154 172V173H153ZM158 172V173H157ZM178 174H177V173ZM185 172V173H184ZM201 172V173H200ZM206 172V173H205ZM218 172H219V175H218ZM228 172V173H227ZM233 174H232V173ZM246 172V173H245ZM252 172L254 173V174H252ZM134 173H138V175H134ZM145 175H144V174ZM186 174V176L184 175V174ZM248 173V174H247ZM118 174H120V176L118 175ZM169 174V175H168ZM175 174V175H174ZM205 174V175H204ZM208 174H210L209 175V177H208ZM229 174L231 175V176H229ZM235 174V175H234ZM261 174H262V176L263 177H260L261 176ZM164 177H163V176ZM176 176V177H174V176ZM184 175V176H183ZM204 175V176H203ZM223 175V177H221ZM234 175V176H233ZM244 175H246V176H244ZM251 175V176H250ZM257 175H259L258 177H257ZM146 177V179H145V177ZM149 176V177H148ZM155 176V177H154ZM172 176H173V178H172ZM216 176H217V179L214 181V180H212L213 179V177H215L216 178ZM248 176V177H247ZM157 177V178H156ZM170 177V178H169ZM206 177H208L209 179H206ZM211 177H212V179H211ZM246 177V179H244V181L242 180L243 178H245ZM252 177V178H251ZM143 178V179H142ZM149 178V179H148ZM152 178V179H151ZM153 178H155V179H153ZM159 178V179H158ZM205 179V181H202V180H204ZM222 178V179H221ZM259 178V179H258ZM122 179V180H121ZM153 181H151V180ZM169 179V180H168ZM177 179V180H176ZM183 179V180H182ZM201 179V180H200ZM231 179H232V181H231ZM261 179V180H260ZM142 180V181H141ZM160 180V181H159ZM172 180H174V181H176V182H181V184H180V186H181V188H182V192L179 194H177L176 196L173 194L172 195V193L170 192V183H171V181ZM218 180V181H217ZM225 180V181H224ZM114 181V182H113ZM120 181V182H119ZM145 181H147V182H145ZM155 181H157V182H155ZM162 181H164V182H162ZM223 181H224V183H223ZM239 181H241V182H239ZM160 182V183H159ZM198 182H201V183H198ZM211 182V184H210V186H209V183ZM213 182V183H212ZM219 182H221V183H219ZM242 182H244V183H242ZM252 182V183H251ZM144 183V184H143ZM150 183V184H149ZM185 183H187V184H185ZM190 183H191V185H190ZM196 183H198L197 185H196ZM216 183V184H215ZM219 183V184H218ZM238 183V184H237ZM262 183V184H261ZM117 184H119V186L118 187H116V185ZM157 184H159V187H160V190L159 189H157V186H154V185H157ZM162 184H164L163 186H162ZM201 184V185H200ZM232 184V185H231ZM236 184V185H235ZM121 185V186H120ZM123 185V186H122ZM146 185V186H145ZM153 185V186H152ZM161 185V186H160ZM167 185V186H166ZM182 185H184V186H182ZM195 185V186H194ZM208 187H207V186ZM238 185V186H237ZM253 185V186H252ZM260 185H262V186H260ZM125 186H127L126 187V189H125ZM129 186V187H128ZM153 187V188H150L149 189V187ZM166 186V187H165ZM191 186V187H190ZM203 186V187H202ZM204 186H205V189L203 190V188H204ZM223 186V187H222ZM226 186V187H225ZM229 186V187H228ZM235 186V187H234ZM243 186V187H242ZM247 187V188H245V187ZM142 187V188H141ZM147 187V188H146ZM158 187V188H159ZM232 187V188H231ZM237 187V188H236ZM239 187H241V188H239ZM251 187V188H250ZM122 188H124V190L122 189ZM164 188V189H163ZM225 188V189H224ZM239 188V189H238ZM259 188V189H258ZM147 189V190H146ZM194 189V190H193ZM208 189V190H207ZM213 189V190H212ZM232 189V190H231ZM243 189V190H242ZM261 189V190H260ZM146 190V191H145ZM154 190V191H153ZM157 190H159V191H157ZM164 190V191H163ZM168 190V191H167ZM184 190V191H183ZM189 190H193V192L192 191H189ZM196 190L198 191V192H196ZM207 190V191H206ZM212 190V191H211ZM235 190H236V192H235ZM252 190V191H251ZM263 190V191H262ZM103 189L101 188H99V189H97V192H102L103 193ZM120 191V192H121ZM153 193H152V192ZM157 193H156V192ZM167 191V192H166ZM201 191H202V193H201ZM209 191V192H208ZM216 191H218L217 193L219 194V195H217L216 196ZM164 192H165V194H164ZM186 192V193H185ZM189 192V193H188ZM191 192V193H190ZM200 192V193H199ZM205 192V193H204ZM207 192V193H206ZM232 192V193H231ZM243 192V193H242ZM259 192V193H258ZM147 193V194H146ZM185 193V194H184ZM197 193H199V194H197ZM166 194H167V197H166ZM170 194V195H169ZM182 194V196H179V195H181ZM185 196H184V195ZM190 194H191V196H190ZM193 194V195H192ZM220 194H223V195H220ZM232 194V195H231ZM234 194V195H233ZM249 194V195H248ZM257 194V195H256ZM131 195V196H130ZM153 195V196H152ZM188 195H189V197H188ZM198 197H197V196ZM201 195V196H200ZM206 195V197H204ZM229 195L231 196V197H229ZM263 195V196H262ZM220 196V197H219ZM226 198H225V197ZM240 196V197H239ZM242 196V197H241ZM249 196V197H248ZM250 196H251V198H250ZM164 197H166V198H164ZM175 197V198H174ZM185 197V198H184ZM193 197H197L198 198V200H197V198L194 200V198ZM201 197V198H200ZM210 197V198H209ZM212 197H214L213 199H212ZM224 197V198H223ZM239 197V198H238ZM173 200H172V199ZM193 198V199H192ZM205 198V199H204ZM209 198V199H208ZM217 198H218V202H216V200H217ZM219 198H221V200L219 199ZM243 198H247L246 199V202H248L249 203V205L251 206V208L253 209V210H248V211H246V212H243V213H241L240 214V219H239V217L237 216V217H235L236 215L235 214H237L236 212H233V204L234 203H238V202H241V200L243 199ZM256 198V199H255ZM74 199V198H73ZM160 199H161V201H160ZM185 199H187V200H185ZM188 199H191V200H188ZM201 199V200H200ZM177 200V201H176ZM179 200V201H178ZM214 200V201H213ZM252 200V201H251ZM182 201V202H181ZM190 201L191 202H193V204H194V206H190ZM209 201H212V203L210 204L209 203ZM219 201H220V204H219ZM257 203V202H259V203H255V202ZM181 202V203H180ZM184 202H185V204H184ZM225 202V203H224ZM179 205H178V204ZM195 203H196V205H195ZM205 203H206V205H205ZM181 204V205H180ZM226 204V205H225ZM229 204H231V206H229ZM143 205L144 206H147V205H149V204H147V202L145 203H143ZM189 205V206H188ZM202 205V206H201ZM206 206V210L204 209V207ZM210 205V206H209ZM213 207H212V206ZM222 205V206H221ZM132 206L133 205H131V208H130V206H129V210H128V214H129V212H130V214L133 212L132 210L134 209V208H132ZM151 206H153V204H151ZM228 206V207H227ZM134 207V206H133ZM180 207H181V209H180ZM202 207V208H201ZM212 207V208H211ZM221 207H223V208H221ZM192 208V209H191ZM194 208V209H193ZM200 208V210L201 211H198V209ZM220 208V209H219ZM261 208H262V210H261ZM203 209V210H202ZM188 210H190V211H188ZM260 210V211H259ZM132 211V212H131ZM180 211V212H179ZM204 211V212H203ZM207 211V212H206ZM220 211V212H219ZM228 211V212H227ZM259 211V212H258ZM170 212V213H169ZM190 212V213H189ZM192 212V213H191ZM197 212V213H196ZM212 212H214V213H212ZM217 212V213H216ZM230 212H232L231 214H230ZM248 212V213H247ZM258 212V213H257ZM171 213H173V214H171ZM176 213V214H175ZM201 213V214H200ZM209 213V214H208ZM212 213V214H211ZM219 213H221L220 215H219ZM230 215H229V214ZM261 213V214H260ZM171 214V215H170ZM178 214V215H177ZM181 214V215H180ZM197 214H199V215H197ZM203 214V215H202ZM206 214H208L207 215V217H209V218H207L205 215ZM211 214V215H210ZM214 214V215H213ZM258 214H260V216L258 215ZM100 215H101V217H100ZM102 215H103V212H100V214H98L97 216H98V218H96L95 219V221H97V220H99V218H100V220H101V218H102ZM187 215V216H186ZM192 215V216H191ZM210 215V216H209ZM216 215H219L218 217H216ZM253 215H255V217L253 216ZM191 216V218H189L188 219V217H190ZM194 216V217H193ZM226 216V217H225ZM174 217V218H173ZM184 219H183V218ZM198 217V218H197ZM215 217V218H214ZM234 217V218H233ZM179 220H177V219ZM197 218V219H196ZM203 220H202V219ZM212 218V219H211ZM217 218H220V219H217ZM231 218H233V219H231ZM251 218V219H250ZM253 218V219H252ZM255 218V219H254ZM166 219H169V220H167L166 221ZM174 220L175 222H173L172 220ZM187 219L189 220V221H187ZM195 219V220H194ZM201 219V220H200ZM206 221H205V220ZM226 219V220H225ZM230 219V220H229ZM164 220V221H163ZM184 220H186V221H184ZM220 220V221H219ZM232 220V221H231ZM235 220H237V221H235ZM248 220V221H247ZM94 221V222H95ZM161 221V222H160ZM170 221V222H169ZM197 221H199V222H197ZM201 221V222H200ZM205 221V222H204ZM208 221V222H207ZM213 221V222H212ZM215 221V222H214ZM227 221V225L225 224V222ZM231 221V222H230ZM239 221H242L243 222V224H241V225H237L236 223L237 222H239ZM245 221H247V222H245ZM252 221V222H251ZM93 222V221H92ZM177 222H179V223H177ZM195 222H197V223H195ZM212 222V223H211ZM218 222V223H217ZM166 223V224H165ZM173 223V224H172ZM193 223V224H192ZM202 223H205V224H202ZM220 223V224H219ZM231 225H230V224ZM258 223V224H257ZM261 225H260V224ZM183 224V225H182ZM190 224V225H189ZM195 224H196V226H195ZM202 224V225H201ZM207 224H210V226L211 227H207L206 225ZM213 224H216L215 226H212ZM224 224V225H223ZM236 224V226L240 229V230H242L243 232H244V234H243V232L242 231H238L239 233L237 234V235H231L230 234V232H229V229H230V227H233L234 225ZM246 224H249V225H246ZM251 224H253V225H251ZM172 225V226H171ZM182 225V226H181ZM189 225V226H188ZM205 225V226H204ZM221 225H223L222 227H220ZM246 225V226H245ZM263 225V226H262ZM107 226L108 227H106V229H105V233H106V235H110L111 234V240H110V242L112 241V239H113V241L111 242V244L112 245H118V246H121L122 244H123V242H124V237L123 236H121V235H123V234H121V233H118L117 234V236L115 235L116 234V232H113V231H111V227H110V224H107ZM166 226V227H165ZM204 226V227H203ZM219 226V227H218ZM229 226V227H228ZM243 226H245V228L243 227ZM255 228H254V227ZM165 227V228H164ZM180 227V228H179ZM182 227H186L185 229H187L188 231L190 230V231H193L191 234H193L194 233V235H188L187 236V238L188 239H186V240H184V238L183 237H185V235H183L184 233H186V231H183L182 233H180L179 231H180V229H182ZM191 229H190V228ZM201 228V227H203V228H201V229H199V228ZM206 227V228H205ZM225 227V228H224ZM171 228V229H170ZM213 228V229H212ZM229 228V229H228ZM247 228V229H246ZM252 228V229H251ZM254 228V229H253ZM263 228V229H262ZM108 229V230H107ZM205 229V230H204ZM221 230V231H217V230ZM197 230H198V232H197ZM200 230V231H199ZM211 230V231H210ZM249 230V231H248ZM110 232V233H109ZM179 232V233H178ZM203 233V234H201V233ZM221 232H222V235H224V236H222L221 235ZM226 232V233H225ZM251 232V233H250ZM258 232V233H257ZM115 233V234H114ZM157 234V235H156ZM174 234V235H173ZM179 236H178V235ZM181 234V235H180ZM198 234V235H197ZM207 234H208V236H207ZM256 236H255V235ZM113 235H115V236H113ZM229 236V238H228V236ZM155 236H157V237H155ZM210 236V237H209ZM238 236V237H237ZM254 236V237H253ZM181 237V238H180ZM196 237V238H195ZM203 237V238H202ZM206 237H208V238H206ZM242 237V238H241ZM250 237V238H249ZM164 238V239H163ZM170 238V239H169ZM177 238V239H176ZM205 238V239H204ZM210 238V239H209ZM213 238V239H212ZM160 239V240H159ZM203 239V240H202ZM248 239V240H247ZM261 239H263V240H261ZM117 240V241H116ZM158 240V241H157ZM191 240H193V241H191ZM206 240V241H205ZM259 240V241H258ZM261 240V241H260ZM120 241V242H119ZM171 241V242H170ZM176 241V242H175ZM187 243H186V242ZM199 241H201V242H199ZM226 241V242H225ZM228 241V242H227ZM234 242V243H232V242ZM246 241V242H245ZM254 241V242H253ZM150 242V243H149ZM182 242V244L178 247L177 245L179 244V243H181ZM184 242V243H183ZM203 243V244H198V243ZM243 242V243H242ZM253 244H252V243ZM258 242V243H257ZM165 243V244H164ZM169 243H170V245H169ZM171 243H173V244H171ZM198 244V245H195V247H193V248H191L190 250L188 249V251L185 253L184 251H182L183 249H184V247L186 246L187 247V245H189V244ZM230 243V244H229ZM237 243V244H236ZM248 243V244H247ZM255 243H257V244H255ZM147 244V245H146ZM177 244V245H176ZM226 244H228V247H227V245ZM235 244V245H234ZM250 244V245H249ZM168 245H169V247H168ZM184 245V246H183ZM127 246V245H126ZM153 246H156L157 247V249H154V248H151V247H153ZM161 246H163V247H161ZM166 246V247H165ZM172 246V247H171ZM177 246V247H176ZM226 246V247H225ZM233 246V247H232ZM238 246V247H237ZM262 246V247H261ZM95 247V246H94ZM150 247V248H149ZM176 247V248H175ZM253 249H252V248ZM238 248V249H237ZM127 249L128 248H126V252H128L127 251ZM151 249H152V251H151ZM166 249H167V251H166ZM172 249H174L173 251H172ZM194 249V250H193ZM233 249V250H232ZM262 249V250H261ZM177 250V251H176ZM244 250V251H243ZM149 251H150V253H149ZM169 251V252H168ZM176 251V252H175ZM180 251H182V252H180ZM246 251H248V252H246ZM263 251V252H262ZM125 252V253H126ZM129 252L131 253V252H133V250L131 249V248H129ZM178 252V253H177ZM185 254H184V253ZM246 252V253H245ZM241 253V254H240ZM251 253V254H250ZM254 253H256V254H254ZM151 254H153V255H151ZM173 254V255H172ZM182 254V255H181ZM184 254V255H183ZM189 254H191V255H189ZM166 255V256H165ZM168 255H170V256H168ZM186 255H188L187 257H186ZM241 255H243V256H241ZM177 256H180L179 257V259H178V257ZM183 256V257H182ZM223 256H224V259H223ZM176 257H177V259H176ZM184 257H186V258H184ZM222 257V258H221ZM246 257V258H245ZM249 257V258H248ZM256 257H258V259H255ZM116 258V257H115ZM172 258V259H171ZM218 260H220V261H227L228 259H225L226 258V256L225 255H222V256H220V255H218ZM216 257H215V259H217ZM248 258V259H247ZM176 260V261H175ZM168 261H169V263H168ZM250 261H254V262H250ZM256 261H259V262H256ZM261 261V262H260ZM149 262V263H148ZM151 262V263H150Z\"/></svg>", "mask_w": 264, "mask_h": 264}, {"label": "snow or ice", "instance_id": "obj_3", "mask_svg": "<svg viewBox=\"0 0 264 264\" xmlns=\"http://www.w3.org/2000/svg\"><path fill=\"white\" fill-rule=\"evenodd\" d=\"M209 6L229 17L258 18L264 29V0H212ZM96 57L94 69L101 58L111 63L110 52L98 50ZM112 72L119 73L115 77L117 83L128 76L119 68ZM109 79L113 76L109 75ZM112 87L117 92L121 90L117 84ZM76 177L77 172L73 171L71 177L65 174L63 179H54L46 170L28 168L0 183V264H126L123 259H108L117 254L106 239V221H93L94 226L89 227L95 202L82 195L85 189ZM99 211L96 209V213ZM200 260L203 264H248L238 259L209 261L203 256ZM180 264L199 261L181 259Z\"/></svg>", "mask_w": 264, "mask_h": 264}]
</instances>
